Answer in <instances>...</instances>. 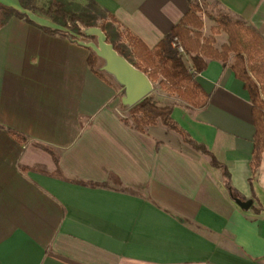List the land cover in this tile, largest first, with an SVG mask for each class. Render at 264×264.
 Returning a JSON list of instances; mask_svg holds the SVG:
<instances>
[{
	"label": "crops",
	"instance_id": "crops-1",
	"mask_svg": "<svg viewBox=\"0 0 264 264\" xmlns=\"http://www.w3.org/2000/svg\"><path fill=\"white\" fill-rule=\"evenodd\" d=\"M94 1L148 48L189 7ZM211 1L264 36V0ZM0 2L34 22L0 26V264H264V152L252 173V107L229 65L207 60L194 76L206 105L171 114L227 180L164 125L126 124L88 48Z\"/></svg>",
	"mask_w": 264,
	"mask_h": 264
},
{
	"label": "trees",
	"instance_id": "trees-1",
	"mask_svg": "<svg viewBox=\"0 0 264 264\" xmlns=\"http://www.w3.org/2000/svg\"><path fill=\"white\" fill-rule=\"evenodd\" d=\"M18 2L23 10L27 9L37 16L47 17L57 25L41 26L44 30L63 34L73 41L81 37L74 23L75 20L82 25L99 26L106 35V41L110 42L120 54L135 67L143 70L152 82L160 77L159 84L178 95L184 106L189 109L201 108L208 101L209 94L194 79L197 73L206 68L207 60L215 59L223 65H229L234 77L243 82V87L249 94L252 107L251 121L254 125L252 155L249 162L251 172L254 173L259 167L260 157L264 152V36L244 19L231 18L227 12L222 11L214 14L207 12L197 0H188V11L153 48H148L142 40L129 31L120 30L115 16L94 0H85L79 9L75 8L71 0H18ZM212 2L217 4L216 1ZM202 13L212 18L215 23L210 28L211 35L220 31L225 33L226 42L219 47L214 45V37L202 34ZM12 16L34 23L24 11L0 2V26L7 23ZM113 23L116 26H113ZM122 35L125 41L121 40ZM174 37L181 45V53L172 45ZM184 55L189 59V64L186 63ZM87 61L92 71L107 79L96 70L98 58L90 50ZM173 105L161 104L148 94L144 99L125 109L129 116L122 117V120L140 132H145L148 125L155 123L175 130L185 143L204 153L210 165L219 167L228 180L226 166L172 118ZM100 184L105 185V183Z\"/></svg>",
	"mask_w": 264,
	"mask_h": 264
},
{
	"label": "water",
	"instance_id": "water-1",
	"mask_svg": "<svg viewBox=\"0 0 264 264\" xmlns=\"http://www.w3.org/2000/svg\"><path fill=\"white\" fill-rule=\"evenodd\" d=\"M80 31V38L76 43L88 48L97 58V71H101L118 88V96L124 109L144 99L151 93L154 84L148 75L135 67L114 46L106 41V35L99 26L82 25L74 21ZM241 206L247 207L250 200L239 201Z\"/></svg>",
	"mask_w": 264,
	"mask_h": 264
},
{
	"label": "rangeland",
	"instance_id": "rangeland-1",
	"mask_svg": "<svg viewBox=\"0 0 264 264\" xmlns=\"http://www.w3.org/2000/svg\"><path fill=\"white\" fill-rule=\"evenodd\" d=\"M39 1H46V0H39ZM71 1H73V5L75 6L76 9H79L84 4V2H85V0H71ZM197 1H198L199 5L204 10H206L207 12H210V13H213L214 14L217 11H222L224 13L227 12L231 18H237V17L231 15L228 11L224 10V8H221L220 5L213 3L211 0H197ZM201 18H202V23H203L202 34L205 35V36L211 35L210 28H211V26L215 25L214 21L212 20V18L207 17L204 13L201 14ZM113 26H116V25L113 23ZM120 30H122V29H120ZM211 36L215 38L214 45L216 47H219L222 42L223 43L226 42V39H227L225 33L222 32V31H220L218 33H215L214 32V33H212ZM121 40H124L125 41L124 35H122ZM184 59L186 60V63H188V64L190 63L189 62V59L187 58L186 55H184ZM158 79L155 80V81H153L154 89L149 94H151L153 97H155L157 99V101H159L161 104H170V105H172V104H178V103H180V104L184 105V103H182V101L180 100V98L178 97V95H176L174 92L171 93L168 90H166L165 88H163L159 84ZM118 98H119V96H118ZM119 100H120V98H119ZM119 106H120L119 107V112H121V114L123 115V117H128L129 114L121 106V102H120V105ZM155 124H159V123H155ZM167 129L168 130H171L169 128H167ZM171 131L172 132L174 131L179 136V138H181L180 135L175 130H171ZM181 140H182V138H181Z\"/></svg>",
	"mask_w": 264,
	"mask_h": 264
},
{
	"label": "built area",
	"instance_id": "built-area-1",
	"mask_svg": "<svg viewBox=\"0 0 264 264\" xmlns=\"http://www.w3.org/2000/svg\"><path fill=\"white\" fill-rule=\"evenodd\" d=\"M173 39L174 40L172 42V45L175 46L177 51L181 53L182 52V48H181V45H180L178 39H176V37H174Z\"/></svg>",
	"mask_w": 264,
	"mask_h": 264
}]
</instances>
